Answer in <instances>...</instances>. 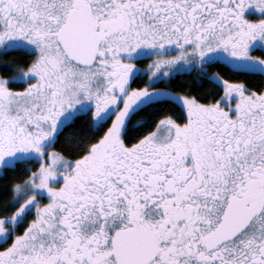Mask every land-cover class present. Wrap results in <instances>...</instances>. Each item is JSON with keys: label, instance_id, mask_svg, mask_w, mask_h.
<instances>
[{"label": "snow or ice", "instance_id": "obj_1", "mask_svg": "<svg viewBox=\"0 0 264 264\" xmlns=\"http://www.w3.org/2000/svg\"><path fill=\"white\" fill-rule=\"evenodd\" d=\"M0 264H264V0H0Z\"/></svg>", "mask_w": 264, "mask_h": 264}, {"label": "trees", "instance_id": "obj_2", "mask_svg": "<svg viewBox=\"0 0 264 264\" xmlns=\"http://www.w3.org/2000/svg\"><path fill=\"white\" fill-rule=\"evenodd\" d=\"M186 80H192V77L189 76V77H185Z\"/></svg>", "mask_w": 264, "mask_h": 264}]
</instances>
